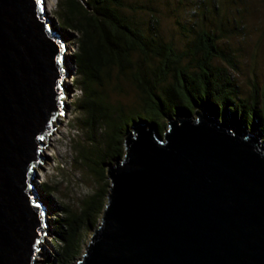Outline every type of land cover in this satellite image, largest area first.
<instances>
[{
    "label": "water",
    "instance_id": "water-1",
    "mask_svg": "<svg viewBox=\"0 0 264 264\" xmlns=\"http://www.w3.org/2000/svg\"><path fill=\"white\" fill-rule=\"evenodd\" d=\"M63 37L46 0H0V264H37L46 233L36 168L63 114ZM194 115L162 136L146 122L128 132L75 264H264V147L226 118Z\"/></svg>",
    "mask_w": 264,
    "mask_h": 264
},
{
    "label": "trees",
    "instance_id": "trees-1",
    "mask_svg": "<svg viewBox=\"0 0 264 264\" xmlns=\"http://www.w3.org/2000/svg\"><path fill=\"white\" fill-rule=\"evenodd\" d=\"M126 2L86 0V10L78 0H57L59 29L76 47L70 57L80 92L74 108L85 131L76 145V162L93 186L75 207L62 210L56 232L58 264H72L86 233L97 227L110 189L108 168L124 157V140L134 125L152 123L162 136L172 117L193 116L203 109L259 132L264 141V90L254 86L250 96L242 98L233 76L237 62L219 48L218 31L195 23L186 49L178 51L160 36L151 10L147 24L138 23L133 18L138 10ZM122 82L135 92L130 107L110 101L111 94L122 93ZM44 188L49 195L55 190L48 184Z\"/></svg>",
    "mask_w": 264,
    "mask_h": 264
},
{
    "label": "rangeland",
    "instance_id": "rangeland-1",
    "mask_svg": "<svg viewBox=\"0 0 264 264\" xmlns=\"http://www.w3.org/2000/svg\"><path fill=\"white\" fill-rule=\"evenodd\" d=\"M50 1L51 6L49 0H46L47 13L59 28L55 18L57 0ZM126 4L138 10L133 16L138 23L147 24L150 14L147 9L151 10V14L158 21L160 36L164 41L172 42L178 51L186 49L192 38L190 32L195 23L218 31L219 48L232 55L237 62L238 70L233 76L240 85L242 98H248L254 86L260 91L264 90V0H127ZM138 8H146V10L141 11ZM235 27L240 30H236ZM62 32L63 41L69 47L65 69L70 72V77L66 78L67 90H64L63 114L54 121L52 125L54 130L52 135L48 136V145L43 148L42 161L36 168L38 177L36 185L43 204L46 205L44 211L47 212L46 233L39 244L37 264H58L54 259L59 245L57 222L62 220L64 215L62 210L65 206L75 207L77 202L93 188L88 173L76 162V145L85 135V131L78 123L79 114L74 108L80 92L74 83L76 71L70 57L76 47L73 45V39H69L68 33ZM121 90L120 94L110 95L111 103L132 106L135 102L132 86L122 82ZM194 116L193 119L196 118ZM228 120L232 130H241L244 136L253 132L254 137L258 138V146L264 147L259 132L237 126L230 119ZM46 184L55 187L50 195L44 188ZM93 233L94 231L86 233L81 252L72 264L84 254Z\"/></svg>",
    "mask_w": 264,
    "mask_h": 264
},
{
    "label": "bare ground",
    "instance_id": "bare-ground-1",
    "mask_svg": "<svg viewBox=\"0 0 264 264\" xmlns=\"http://www.w3.org/2000/svg\"><path fill=\"white\" fill-rule=\"evenodd\" d=\"M49 6H51V1L49 0ZM259 142V141H258Z\"/></svg>",
    "mask_w": 264,
    "mask_h": 264
}]
</instances>
